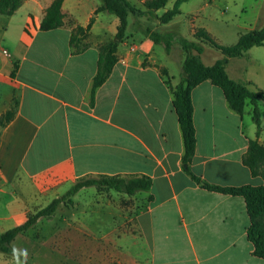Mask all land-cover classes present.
Wrapping results in <instances>:
<instances>
[{
    "label": "crops",
    "instance_id": "crops-1",
    "mask_svg": "<svg viewBox=\"0 0 264 264\" xmlns=\"http://www.w3.org/2000/svg\"><path fill=\"white\" fill-rule=\"evenodd\" d=\"M129 1L143 10L142 0ZM53 2L23 0L13 16L0 14V117L15 112L0 127V233L23 225L81 179L148 176L151 189L133 196L83 188L75 196L94 193L91 206L61 205L77 216L40 219L14 248L28 250L26 264H264L253 255L245 199L202 189L185 171L173 106L185 59L180 46L177 56L175 46L167 52L147 35L149 17H133L118 62L93 99L100 47L115 41L120 21L96 14L100 0H64V26L42 31ZM92 19L86 49L74 52L73 29L87 28ZM158 23L151 30L167 33L170 23ZM206 54L207 66L222 59L206 62ZM245 81L262 91L251 77ZM192 101L197 145L191 171L222 187L264 185L244 162L251 141L264 142L246 120L252 104L236 113L210 81L193 89ZM0 264H17L16 257L0 252Z\"/></svg>",
    "mask_w": 264,
    "mask_h": 264
},
{
    "label": "trees",
    "instance_id": "trees-1",
    "mask_svg": "<svg viewBox=\"0 0 264 264\" xmlns=\"http://www.w3.org/2000/svg\"><path fill=\"white\" fill-rule=\"evenodd\" d=\"M100 1L101 5L97 9L96 14L102 12L114 14L118 17L120 24L115 41L100 47L98 73L94 79L92 92L93 99L96 89L106 82L118 62L117 52L120 45L126 40L129 18L131 16L135 18L142 17L147 12L137 8L129 0ZM169 1L147 0L143 5L151 13V11L166 8ZM187 1L189 0H177L172 9L165 11L159 17V22L162 24L172 22L181 13L180 6ZM63 3L64 0H54L47 9L40 27L42 31L56 30L64 26V14L62 13ZM22 4L23 0H0V14L13 16L21 8ZM94 21L95 19H92L87 28L77 26L73 29L70 46L74 49V52L81 53L86 49L84 40L88 38V32L94 24ZM146 33L155 43L162 44L167 52L171 50L173 40L167 39L166 35L151 30H147ZM195 38V41L188 40L182 36H178L177 38V43L185 52V59L182 67L181 82L173 90V106L178 116L184 139L185 153L183 163L185 165V171L202 189L245 199L250 217V226L247 232L249 240L254 247L253 255L264 260V185L258 187L251 185L222 187L211 184L202 177L195 175L190 167L196 154L197 145L192 91L203 82L210 81L213 85L219 87L223 91L230 108L238 114L243 115L246 103L250 102L253 106V119L257 124V136H260L262 132V121L259 106L261 102H264V93L262 91H251L246 84L231 79L227 73L226 66L230 58L243 57L253 47L264 46V26L258 31L241 34L238 42L233 46L220 45L205 29H199L196 32ZM203 44H209L219 50L225 58L218 60L212 66L205 65L201 58L204 52ZM14 115L15 112L12 109L0 117V127H4L11 122ZM261 152L262 148L259 142L257 140L251 141L244 162L250 167L253 175H262L264 178V173L260 174L256 168L257 159ZM88 187H96L98 190H115L119 193L133 196L138 192L150 190L152 180L148 176H100L81 179L64 195L54 199L48 206L35 214L28 215V219L23 225L0 233V252L15 257L13 255L14 247L12 245L20 234L31 229L40 219L52 217L61 205L73 206V197L80 190Z\"/></svg>",
    "mask_w": 264,
    "mask_h": 264
},
{
    "label": "rangeland",
    "instance_id": "rangeland-1",
    "mask_svg": "<svg viewBox=\"0 0 264 264\" xmlns=\"http://www.w3.org/2000/svg\"><path fill=\"white\" fill-rule=\"evenodd\" d=\"M142 1L144 4L147 0ZM175 1L176 0H170L167 5V9H172ZM181 6V13L177 15L172 22H170L168 32L162 34L166 35L167 39L173 40L171 50L176 48L174 56L178 55V36L195 41L196 32L199 29H205L220 45L233 46L238 42L241 34H245L250 31H258L264 26V0H189L184 2ZM142 8L144 11H147L145 13L149 17V25L151 29H154V25L158 23L157 21L159 17L167 11V9L164 8L158 11H151L150 13V11L146 10L145 7ZM197 11L201 13L194 14ZM107 15L113 16L114 14L108 13ZM132 18L133 16L129 18L131 23ZM158 25L162 27L163 24L158 23ZM147 26L148 23L146 24V27ZM1 31L2 29L0 27V33ZM130 31L131 25L128 27V33ZM192 31H194V35ZM203 46L207 53L205 61L207 58L213 60L214 56H220L222 59L225 58L219 50L213 48L211 45L203 44ZM180 49H182L181 46ZM171 50L169 52H171ZM183 53L185 56L184 51ZM228 62L229 64L227 63L226 66L228 75L232 76L233 79L238 80L237 82L241 83L246 82L245 78L251 77L252 80H254V82L262 88V92L264 93V46L253 47L248 50L243 57L231 58V61L228 60ZM172 68L174 70L175 68L178 70L176 66H173ZM250 86L253 89L254 87L257 88L256 85ZM257 91L261 90L257 89ZM259 107L262 121V135L264 138V102H261ZM246 120L248 123H251V125L254 124L257 128V124L253 117L251 118L247 115ZM260 145L262 152L258 156L256 168L261 174L264 173V142ZM112 193L114 195L117 194L115 190H112ZM93 198L94 193L91 194L90 192L80 194L79 197L74 196V206H76L79 201L81 204L91 206L93 204ZM50 199L51 198L47 200ZM32 214L33 213H30L29 215ZM61 216H65L71 220L72 217L77 216V211L72 210L71 208L67 210L65 207H60L57 209L52 221L54 223L61 222L60 220H63L60 218ZM42 223H48V220L43 219ZM27 238L29 237L27 236ZM20 244L21 243L18 242L12 246L21 248L19 246ZM109 249V244L102 242L101 250L105 253H109Z\"/></svg>",
    "mask_w": 264,
    "mask_h": 264
},
{
    "label": "clouds",
    "instance_id": "clouds-1",
    "mask_svg": "<svg viewBox=\"0 0 264 264\" xmlns=\"http://www.w3.org/2000/svg\"><path fill=\"white\" fill-rule=\"evenodd\" d=\"M13 255L16 257V261H17V264H21V261H20V256L23 255L24 257V264H26V260H27V250L24 249V250H19V249H13Z\"/></svg>",
    "mask_w": 264,
    "mask_h": 264
},
{
    "label": "built area",
    "instance_id": "built-area-1",
    "mask_svg": "<svg viewBox=\"0 0 264 264\" xmlns=\"http://www.w3.org/2000/svg\"><path fill=\"white\" fill-rule=\"evenodd\" d=\"M4 52H5L6 56H8V57L11 56L9 52H7V51H4Z\"/></svg>",
    "mask_w": 264,
    "mask_h": 264
}]
</instances>
